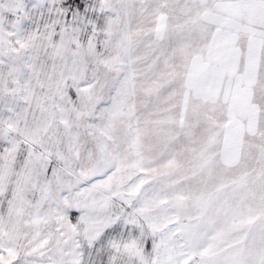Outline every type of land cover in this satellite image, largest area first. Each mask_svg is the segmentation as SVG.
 <instances>
[{
	"label": "snow or ice",
	"instance_id": "snow-or-ice-1",
	"mask_svg": "<svg viewBox=\"0 0 264 264\" xmlns=\"http://www.w3.org/2000/svg\"><path fill=\"white\" fill-rule=\"evenodd\" d=\"M0 264H264V0H0Z\"/></svg>",
	"mask_w": 264,
	"mask_h": 264
}]
</instances>
